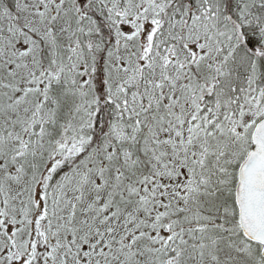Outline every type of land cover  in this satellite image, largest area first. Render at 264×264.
<instances>
[{"label": "snow or ice", "instance_id": "1", "mask_svg": "<svg viewBox=\"0 0 264 264\" xmlns=\"http://www.w3.org/2000/svg\"><path fill=\"white\" fill-rule=\"evenodd\" d=\"M0 264H264V0H0Z\"/></svg>", "mask_w": 264, "mask_h": 264}]
</instances>
